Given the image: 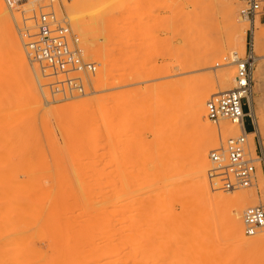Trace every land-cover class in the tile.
Instances as JSON below:
<instances>
[{
    "label": "rangeland",
    "instance_id": "374dc122",
    "mask_svg": "<svg viewBox=\"0 0 264 264\" xmlns=\"http://www.w3.org/2000/svg\"><path fill=\"white\" fill-rule=\"evenodd\" d=\"M2 1L8 18L0 14V185L20 183L21 189L14 193V197L23 203H30V210L36 207L30 211L27 222L8 224V228L0 212V236L14 234L22 237L24 231L27 237L25 242L22 241L25 237H22L12 252L18 264H71L74 262L71 260L76 257L79 260L82 254L87 257H84L86 264H108L110 261L114 264L117 257V246L114 245L118 244L121 225L119 212L116 211L120 206L128 208V217L123 223L125 227L138 223L142 233L157 236L160 231L157 218H153L157 222L153 223V220L151 223L140 217L148 208L157 215L161 199L156 194L163 193L169 184L164 195L171 198L168 203L171 215L168 226L172 219H179L185 214L189 208L185 205L186 201L191 200L192 207L212 205L206 211L207 215L210 214L209 230L214 231H210V235L217 236L214 243L215 264H264V229L257 235L247 236L243 226L245 243L239 244L230 239L227 216L230 201L216 195H233L243 191L251 205H264V185L260 186L257 178L249 188L225 191L217 186L214 188L207 175L210 183L207 192L211 189L212 193L199 194L203 186L197 180L204 174L201 168L198 169L202 172L195 168L193 158L194 150L206 140V135L195 128L188 106L187 114L177 122L178 127H186L183 136L185 151L183 155L179 153L178 164L169 160L170 149L167 148L179 138L177 131H171L170 127L176 123L174 116H181L183 92L210 90V99L212 95L220 94V73L228 70L235 75V64L222 65L225 57L234 51L243 57L252 44L257 57L256 66L261 64L264 72V14L257 17L260 25L255 41L251 23L240 20L242 3L233 0L240 26L238 46L227 49L222 57L216 58L214 54L220 42L227 44L230 38L224 14L226 0L81 1L84 4L80 12L90 18L83 30L86 33L89 31L91 40H88L91 42L80 36L72 24L63 5L69 0H20L13 7L6 0ZM48 5L53 7L57 19L80 38L85 58L98 65L95 74L83 75L85 92L58 93L51 85L56 78L49 76V70L44 72L39 63L28 57L27 44L34 40L38 29L36 23L35 28H29L31 25L25 22L32 19L36 22L40 9L43 12L51 10ZM184 20L189 21L187 25ZM92 30L94 34H90ZM19 41L26 68L14 65L11 52L14 47L11 49V46L17 48ZM243 43L246 46L244 51L240 48ZM102 68L105 72L107 70L109 77L105 76L98 86L96 76ZM77 75L82 73L70 74ZM31 77L35 79L34 87L30 84ZM147 87H153V90L148 91ZM256 88H259L258 92ZM254 90L258 120L264 131V82L259 86L255 80ZM98 96L102 99L99 107L84 106L80 110L70 107L85 97L95 99ZM102 113H105L102 120L96 121ZM226 124L230 123L217 125L212 122L213 127L218 129V137H222V133L227 134ZM246 124L248 130L253 128L250 120ZM98 125L102 130V136L98 137L101 145L98 147L99 155L93 154L95 146L86 143ZM234 133L231 136L240 134L237 126ZM84 137L89 139L85 141ZM5 144H17L22 151L4 154L1 151L6 150ZM261 145L264 154L262 142ZM220 146H224L221 138L219 144L210 147L209 152ZM80 148L86 151L81 152ZM209 162L207 174L212 167L210 159ZM8 193V188L0 187V198L9 196ZM214 198L216 201L212 200ZM135 206L140 208L138 216L129 217L130 210ZM65 218L70 219L69 224H66ZM65 227L69 229L68 238L64 235ZM35 246L43 252L42 256L34 254ZM77 252L79 256L76 254L74 257Z\"/></svg>",
    "mask_w": 264,
    "mask_h": 264
},
{
    "label": "bare ground",
    "instance_id": "6f19581e",
    "mask_svg": "<svg viewBox=\"0 0 264 264\" xmlns=\"http://www.w3.org/2000/svg\"><path fill=\"white\" fill-rule=\"evenodd\" d=\"M81 1L87 2L90 0H69V2H67V3L65 2L63 5L66 8V11L68 13V16H69L72 24L75 26V29L78 30V33L80 34V36H83V38H87V41L89 42L91 40L90 35H88L89 31L87 30L88 33L84 32L83 26L85 24H87L88 21H90L89 20L90 18L88 16H86L85 14H82L80 12V9L84 4ZM224 5H225L224 14H225V18L227 21V26L230 29V38H229V41L227 44H225V42L224 43L220 42L219 45L217 44L218 47L216 48L215 54H214L216 58L222 57V55L224 53H226L227 49H235L238 46L237 32L239 31L240 26H239L237 16H236V10L233 7V0H226V3ZM0 14L6 15L5 17L8 18L7 11L5 9V5H4L2 0H0ZM190 17H191V15H190ZM240 20H244V19L242 18ZM187 22H189V21L184 20L185 25H187ZM25 23H28L31 25L29 28H35L36 22H34V19L27 20ZM259 25H260V22L258 20H256L254 22V24L253 23L251 24V30L254 34V36H253L254 40H255V33H256V30L259 27ZM194 27H195V25H194ZM90 32H92L90 34H94L93 30ZM147 33H148V31H147ZM178 33H180V31H178ZM256 36H257V34H256ZM256 38L258 39V37H256ZM88 39H90V40H88ZM143 40L145 41L146 39L143 38ZM17 43H18L17 48H15V46H11V49L14 47V49L11 50V52H13L12 54H13V58H14V60H13L14 65L18 64V65H21L23 68H26V60H25V57L23 54V49H22L21 43H20V41ZM92 43L94 44V42H92ZM88 46H89V44H88ZM240 48L242 51H244L246 49L245 43H243L240 46ZM236 52L237 51H234L229 56L225 57L222 65L235 64L234 56H235ZM153 53H155L154 50H153ZM102 63L106 64V61H102ZM217 65L220 66L221 64L217 63ZM170 66H172V65H170ZM157 67L159 68L158 65H157ZM194 67H196V66H194ZM106 72H107V70H106ZM106 72H105L104 68H102L101 73H99L96 76L98 86L101 84V81L104 80L105 76H106V78L109 77V74L107 75ZM50 76L55 77L56 80H58V81H61L65 78V75H63V74H56V75H50ZM254 77H255V80L257 81L259 86L264 82V72H263L261 64L256 66L255 72H254ZM219 80L221 83V89H220L219 93L222 94V93L229 91L232 88V85L235 82V75L233 72L225 70L223 73L219 74ZM180 81H182V80H180ZM30 84H32L33 87L35 86V79L33 77H31ZM174 85H176V84H174ZM97 88H99V87H97ZM183 89H185V88H183ZM149 90L150 91L153 90V87H152V89L148 88V91ZM177 90H178V88H177ZM258 91H259V88H256V92H258ZM181 93H182V91H181ZM184 93L185 92H183V94ZM183 94L181 95V102H180V105L182 107L181 116L180 117L174 116L176 123H174L170 127L171 131H174V132L177 131L179 138L177 141H173L172 143H171V141H169V144L170 143L171 144L169 146H167V148L169 147V149H170L169 150L170 159L168 156L167 157L171 162L178 164L179 156H180L179 153H182V155H183V153L185 151L184 150L185 139L183 138V136L185 135L186 127L182 126V125L181 126L179 125V127H178L177 125H178L180 119L182 118V116H185L187 114L186 113V107L188 106L189 112L191 113V116H192V119H193V122L195 125V128L199 129V131L202 134L206 135V140L204 142H202L199 146H197V148L194 150L195 155L193 158L194 159L193 164L195 162V165H196V166L194 165L195 168L197 170H200L198 168H201L203 172L201 170L200 171L202 172V174H204V177H201L200 179L197 180V181L200 180L199 181L200 186H203V187H200L203 190H201L199 192V194L201 192H203L205 194L211 190L210 189L211 187H208V189H210V190H208V192H207V185L210 184V183H208V180H207V179H209V178H207V175H208L207 170H208V167L210 164L209 159H208L210 147L219 144L220 138L222 140V144L225 145L226 141L230 138L229 136L235 134L234 129L236 128V125H234L232 123L226 124L227 134L222 133V137H218V135H217V134H219L217 132L218 129L213 127L212 122L210 121V119L208 117L207 109H206V103L209 99L211 91L209 90V91H203V92H192V93H188V94L186 93L184 95ZM84 96H87V95L85 94ZM101 101H102L101 96H98L95 99L94 98L91 99L90 97H85L83 99V101H81L79 103H73L70 105V107L73 110H80L81 108H85L84 106H89V107L92 106L93 107V105H96L97 107H99V106H101V103H102ZM251 103H252V115L257 122V130L253 131V133H251L249 135L250 145H251L252 149L254 150L255 144H254L253 138L255 136L260 137L261 142L264 146V131H263V128L261 127V123H259V120H258V115H257L258 113H257L256 106H255V97L254 96H253ZM178 107H179V105H178ZM146 109H148V107ZM148 110H150V109H148ZM23 114H24V112H23ZM104 114L105 113H102L100 116H98L96 121H101L102 116H104ZM219 125H221V123ZM101 136H102V130H101V127L98 125L97 127H95L92 130L91 135L89 136L90 139L88 138L89 140L87 139V137L86 138L84 137L85 141L88 140L86 143H91V145L96 147V149H94V151H93L94 152L93 154H97L98 150H100L98 147H100L101 145L99 144L100 139L98 137H101ZM231 137H233V136H231ZM92 138L94 139L93 142H91ZM6 145L7 144H5V146ZM16 145L10 144V146L9 145L6 146L5 151H1V152L2 153L4 152V154L5 153H8V154L12 153L13 154L14 152H15L14 154H16L17 152L20 153L22 151L21 147L19 148ZM2 146H3V144H2ZM5 146H4V148H5ZM19 146H21V145H19ZM22 146L24 147L23 144H22ZM88 147H90V146H88ZM4 148H3V150H4ZM12 148H14V149H12ZM80 149L81 150H79V151H81V152H82V150H85V148H83V149L80 148ZM163 149H165V148H163ZM90 150L87 151V153L90 152ZM72 151H76V149H72ZM41 153H42V151H41ZM160 153H162V152H160ZM85 154L86 153H84V155ZM98 155H99V153H98ZM164 157H166V156H164ZM167 174H168V172H167ZM257 175H258V181L260 183V186H263L264 185V168H263V166L259 167ZM203 180L205 182H201ZM10 183H8V185H7L9 187L2 186V184L0 185V187L8 188V191H9V193H8L9 196L0 198V212L3 213V215H1V214L0 215H1L2 221H4L3 223L5 225H7V228H8V224L11 225L12 223H19L20 224L23 222H27L29 220L28 216L30 215V211H32L36 208V207L35 208L33 207V209L30 210L29 209L30 203H27V202L23 203L22 200L15 198L14 193L17 190L21 189L20 183H17V184L11 183L12 185H9ZM203 183H206V184H203ZM22 184L24 185L25 183H22ZM4 185H6V184H4ZM169 186H170V184L167 185L166 188H164L163 193L161 192V193L156 194V197L159 196L161 199L159 205H157L158 206L157 207V210H158L157 215H154L152 213V211L147 207L148 210H143V212L145 214L143 213V216L141 215V217H140V219L143 218L142 219L143 221H145V219H148L149 221H151V223L154 219L157 218L158 222L156 220H154L153 223L157 222V224L159 226L158 229L160 231H159V234L155 237H151V235L149 233H144V232L142 233L141 231L143 229L140 225H137L138 223L137 224L133 223L134 225L132 224V225H130V227H129V225L127 227H125L123 225V223H124L126 217H128V215L126 214L128 211V208H124L123 206H120V208H119L118 207L119 205L117 206L119 208V210L118 211L115 210V211L119 212L120 224H121L119 226L120 230H118L119 231L118 232V234H119L118 244L114 245V246H117V250L115 249L117 251V253L115 252L117 254L116 255L117 257H115V255L113 253H111L116 258V259H114L116 264H215L216 255H215V250H214V243H215L217 236L214 237V235H213L214 233L212 234L213 236L210 235L211 230H209V226H208V216L210 214L207 215V211H206L207 208H209L208 206H210V205H207V207H206V205L205 206L197 205L196 207H192L193 205H191V202H190L191 200L188 201L189 204L186 201V203L185 202L184 203H185V205H188L189 208L185 210V214L179 219H177V218L174 220L172 219V222L169 223V226H168L169 218L171 216L170 212H169L168 203L170 202L171 198L168 199L169 196H164V195L168 191L167 189ZM197 186H198V183H197ZM214 188H215V186H214ZM169 189H171V187ZM168 194H169V192H168ZM204 194L201 193L200 195L204 196ZM216 195L218 196L217 198H219V195H221L223 199L226 198L230 201V205L228 208V215H227L228 216V231H229V233L228 232L227 233L229 234L230 239H232L233 241H235L239 244H244L245 243V236L243 235L244 222H243V214L242 213L245 211L244 210L245 207H247V205L250 204L249 201L247 202L248 195L243 191L235 193L233 195H226L224 193H216ZM215 198H216V196H215ZM215 198L212 200H215ZM208 200H209V198H208ZM211 206H210V208H211ZM251 206H254V205H251ZM139 209L140 208H138L136 206L133 207V209L130 210L129 217L130 216L133 218L137 217L138 213H139ZM154 216H156V217H154ZM212 216H213V214H212ZM241 216H242V218H241ZM64 221L66 222V224H69L70 219L65 218ZM135 224L137 225L136 227H135ZM150 225H152V224H150ZM67 227H69V226H67ZM67 227L63 228V230L64 229L66 230V231H64V235L66 236L65 238L69 237V234L67 233V230H69V229ZM151 227H150V230L152 231ZM136 228H138L139 230H137ZM140 229H141V231H140ZM263 229H261L259 232H261ZM10 230H11V228H10ZM136 230H137V232L139 231L138 232L139 236L136 235V233H137ZM208 230H209V232H208ZM22 232H23L22 237H25L24 231H22ZM22 232H20V233H22ZM212 232H214V231H211V233ZM6 233H8V232H6ZM66 234H68V236ZM244 234H245V228H244ZM13 235L7 234L5 236H0V264H18L17 258L15 257V255H13L12 252H14L16 250V247L18 246V244H20L22 237L16 236V235L13 236ZM19 235H21V234H19ZM216 235H218V234H216ZM221 235H222V233L220 234V236ZM211 237L212 238L214 237V238L212 239ZM26 238L27 237H25V239L23 238L22 241L25 242V240H27ZM70 242H71V240H70ZM65 244H67V243L65 242ZM69 244H67V245H69ZM38 249L36 246L33 248L34 254L36 256H42L43 252L42 251L40 252ZM72 249H74V251H77V250H75V248H72ZM78 252L80 253V249ZM78 252L74 254L75 255L74 257H76L77 255L79 256ZM111 252H113V251H111ZM72 256H73V254H72ZM79 257H82V258H79V260H78V257L74 258L71 261H74L75 263L73 262L71 264H84L85 259L87 257L84 256V257H86V258H84L83 254H82V256H79ZM75 259H77V261ZM80 259H82L84 261H82ZM78 261H80V262H78ZM81 262H83V263H81ZM88 262L91 263V260H88ZM110 262L108 264H113V261H110ZM115 262H114V264H115ZM20 263L21 262H19V264ZM32 263H34V262H32ZM86 263H87V260H86L85 264Z\"/></svg>",
    "mask_w": 264,
    "mask_h": 264
},
{
    "label": "built area",
    "instance_id": "2783aa9c",
    "mask_svg": "<svg viewBox=\"0 0 264 264\" xmlns=\"http://www.w3.org/2000/svg\"><path fill=\"white\" fill-rule=\"evenodd\" d=\"M20 0H6L13 7ZM242 3L240 16L251 24L264 14V0H239ZM50 11L40 9L36 17L38 32L34 40L27 44L28 57L41 65L50 75L63 74L65 78L52 83L58 93L70 94L74 91L85 92V75L95 74L96 62L85 58L81 40L73 34L64 22L57 19L51 5ZM234 87L222 94L212 95L206 103L209 119L215 124L229 122L236 125L240 134L230 137L224 146L209 152L212 167L208 176L214 186L225 191L249 188L257 180L259 167L264 165L263 149L259 136L253 138L255 149L250 145L249 135L257 130V122L252 115V99L255 94L256 55L250 49L242 57L236 52ZM79 72L82 75L71 76ZM84 75V76H83ZM247 120L252 129L248 130ZM245 234L256 235L264 228V205L249 206L243 212Z\"/></svg>",
    "mask_w": 264,
    "mask_h": 264
}]
</instances>
